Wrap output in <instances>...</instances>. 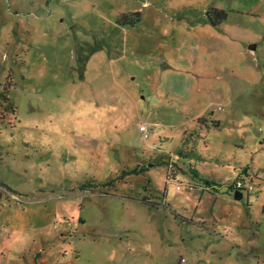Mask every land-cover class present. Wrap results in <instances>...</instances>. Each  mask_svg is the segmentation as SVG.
<instances>
[{"label":"rangeland","instance_id":"rangeland-1","mask_svg":"<svg viewBox=\"0 0 264 264\" xmlns=\"http://www.w3.org/2000/svg\"><path fill=\"white\" fill-rule=\"evenodd\" d=\"M0 264H264V0H0Z\"/></svg>","mask_w":264,"mask_h":264},{"label":"built area","instance_id":"built-area-1","mask_svg":"<svg viewBox=\"0 0 264 264\" xmlns=\"http://www.w3.org/2000/svg\"><path fill=\"white\" fill-rule=\"evenodd\" d=\"M140 131H141L142 133H144V137H146V134H145V132H146V128H145L144 126H141V127H140ZM244 174H245V176H250V175L247 174V173H244ZM178 189H179V188H178ZM229 189H231L232 193L235 192V191H239V192H241V193H244V192H246V193H250V192L253 190V185H252L251 182H250V183L246 182V181L244 180V178H239L238 180H236V181L230 186Z\"/></svg>","mask_w":264,"mask_h":264},{"label":"trees","instance_id":"trees-1","mask_svg":"<svg viewBox=\"0 0 264 264\" xmlns=\"http://www.w3.org/2000/svg\"><path fill=\"white\" fill-rule=\"evenodd\" d=\"M207 17L213 24V26H217L221 22H223L226 19V13L223 10L219 9H211L210 11L207 12ZM170 177V174L168 175ZM208 188H214L207 186ZM215 190V189H214ZM231 192V189H229Z\"/></svg>","mask_w":264,"mask_h":264},{"label":"water","instance_id":"water-1","mask_svg":"<svg viewBox=\"0 0 264 264\" xmlns=\"http://www.w3.org/2000/svg\"><path fill=\"white\" fill-rule=\"evenodd\" d=\"M251 49H254V47H251ZM233 197L236 200H240V199H242V193L239 191H235V192H233Z\"/></svg>","mask_w":264,"mask_h":264},{"label":"crops","instance_id":"crops-1","mask_svg":"<svg viewBox=\"0 0 264 264\" xmlns=\"http://www.w3.org/2000/svg\"><path fill=\"white\" fill-rule=\"evenodd\" d=\"M244 173H246V171Z\"/></svg>","mask_w":264,"mask_h":264}]
</instances>
